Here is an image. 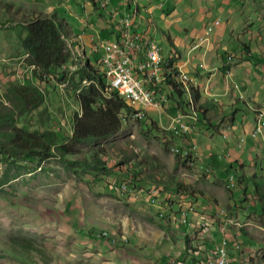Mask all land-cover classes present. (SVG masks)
Listing matches in <instances>:
<instances>
[{"label":"rangeland","instance_id":"rangeland-1","mask_svg":"<svg viewBox=\"0 0 264 264\" xmlns=\"http://www.w3.org/2000/svg\"><path fill=\"white\" fill-rule=\"evenodd\" d=\"M75 1L40 0L36 5V0H0V264H26L4 255L2 250L24 254L30 264H172L174 259L182 260L179 253L186 247V240L179 231L183 228L168 229L159 222L163 217L161 207L171 206L166 203L169 199L177 201L180 209L190 205L200 210L201 204H192L179 193V186L204 197L232 220L227 223L226 233L241 236L238 242L245 264H264V148L250 155L248 130L247 140L239 141L241 158L232 163V168L229 154H225L227 143L237 140L242 125L248 126L246 118L251 111L245 104L240 103L234 114L224 113L228 122L234 117L232 124L238 130H231L225 126L223 113L213 98L203 96L201 90L203 104H210V122L199 129L191 124L187 135L190 130L176 132L175 115L169 106L176 105L183 112L190 110L192 117L202 109L191 103L187 92L177 104L178 93L167 88L174 99L163 104L161 110L149 107L143 118L135 114L136 110H124L120 133L91 139L70 153H60L59 146H67L73 135L74 115L80 111L76 90L95 84L80 80L84 66L91 62L106 74L101 64L103 53H92V45L86 42L88 57L83 56L80 38L72 33L86 38L94 33L77 16L84 15V11ZM137 2L149 12L136 15L132 10L139 32L156 40L166 58L181 63L201 37L213 41L219 37L218 31L224 30L225 46L220 54L231 56L232 74L247 68L252 77L258 78L253 77L252 82H261L264 87V0ZM48 7L56 12L47 13ZM44 14L65 19L72 29L65 39L71 56L56 70L58 78L53 71L33 65L22 45L25 23ZM218 19L221 25L207 34V28ZM243 50L252 53L250 57L241 58ZM206 72L212 74L211 70ZM41 74V81L33 82ZM173 78L181 85L178 75ZM192 80L191 84H196ZM259 89L262 103L264 88ZM109 94L106 87L101 89L103 99L110 98ZM35 98H40L37 105ZM259 109L264 111V104L253 107L254 113ZM24 138L40 140L56 154L30 160L8 150L13 140ZM102 165L108 172L102 170ZM128 174L136 176L137 187L126 189L120 185L129 184ZM215 235L216 244L221 243L224 234ZM202 236L195 231L188 245L205 248ZM213 244H208L210 249ZM188 250L189 260L203 256L192 248ZM230 260L231 264H242L233 256Z\"/></svg>","mask_w":264,"mask_h":264},{"label":"crops","instance_id":"crops-1","mask_svg":"<svg viewBox=\"0 0 264 264\" xmlns=\"http://www.w3.org/2000/svg\"><path fill=\"white\" fill-rule=\"evenodd\" d=\"M38 1H40V0H36V2H35L36 5L39 4ZM70 1H72V0H70ZM74 3L80 9V11L81 10L84 11V15H82V14L77 15V16H79L80 21L84 25H87L89 29L94 31V33L91 34V38H86V36L83 34L74 33L68 25V28L72 31L73 35H76L77 37L80 38L79 43L81 46L80 47L81 52H82L83 56H86V57H88L86 54V50H85L86 49V46H85L86 42H88L92 45V47H91L92 53H98V52L101 53V51L98 48V46L101 42H104L105 40L114 41L117 39L118 27H117V18L113 14L114 10L119 11L121 14H124V13L132 14L133 9H135L136 15L146 13V12L149 13L148 11L141 9L137 0H111L109 5L106 7L100 6L101 0H81V2L78 4L76 1ZM89 5H91L92 7H90ZM66 6L69 8V5H66ZM35 7H37V6H35ZM49 11L56 12V10L53 7H48L46 12L49 13ZM67 24H68V22H67ZM220 25H221V22H220ZM133 29L135 31H138V32L141 31L140 28L138 27V23H137V21H135V19H133ZM183 30L186 32L185 28ZM209 32H211V31H208V28H207V34ZM139 33L141 34V32H139ZM189 33L191 34L190 30H189ZM218 33H219L218 34L219 37L214 39L215 41L214 40L209 41V39H208V41H206L207 38L204 37L205 42L200 41V46L198 48H196V49L194 48V46L197 44H195L193 47L191 46L187 50L186 58L181 63L173 62L170 57L166 58L165 55H162V58L164 61V65L168 70V74L171 75L173 71L177 70L178 76L182 73H185L190 78V81L188 84L183 83L184 91L188 93L191 103H193V104H194V102L197 103V105H199V107H201L202 111H200V113L195 112L196 117H194V116L192 117V116H190V114H191L190 110H184V112H183V110L178 109L176 107V105L174 106L173 104H171V106H169L170 113L175 115V116H173L174 118L177 115H180L182 112V114H181V116H183L182 122L184 124L188 125L189 127L191 124L195 123V125H198V127H196V128L199 129V128H201V126L206 125L210 122V120L208 118V114H210L208 107L210 106V104H207V103L203 104V102H202L203 96H209L210 95V97L213 98V100L215 101V103L218 105V107L221 109V111L223 113L222 116L225 119V121H223L224 124H226L225 126H229L231 128V130L232 129L238 130V129H236L237 127L232 124L234 121V117L231 119L230 122H228V119L226 120V118H225V114H224L225 112H231L234 114L235 112H237V110H239L240 103L245 104V106L251 111L249 118H246V120L247 119L249 120L248 126L242 125V127H241V131L243 130L242 132H244V134L240 135V134H242L240 131L239 134H237L238 135L236 137L237 140H235V141L230 140L229 143H227V145H226V151H225L226 153L225 154H227V153L229 154L228 155L229 158H227V159H230V165H231L233 162L237 163V161L240 160V158H241L240 156L242 154L239 151L241 144L239 143V141L241 138H245V136L247 135V134L245 135V133H247L248 130H251V132H250L251 138H250V142H249L250 148L248 149V152L250 153V155H254V153L257 151L258 148H264V133L261 135V137L260 136L254 137L252 135L253 129L255 127V114H256V112L254 113V111H253V107H256V106L261 107L264 104V102L261 103V98H260L259 91H258V90H260L259 88H264V87H263V84L261 82H257L258 84H255L252 82L253 77L255 79H258V78H256L254 75L252 77V75H250L249 72H247V68L244 71H241V70L237 71V73L235 75L232 74V66L233 65H229V62H230L228 60L229 56H226V58H225V56L223 54H220V50H224L223 48L225 46V43L223 42L224 41L223 39L225 38V31L219 30ZM186 34H188V33L186 32ZM103 35L106 36L107 39L104 40ZM142 37L144 39H146V37H144L143 35H142ZM146 40H154V39L147 38ZM240 48H242L241 45H240ZM240 52L243 53L242 56H240L241 58H248V57H250V54H252V53H245L244 50L240 51ZM252 60L255 61L257 59L254 58ZM257 63H259V61H257ZM202 64H204L205 67H203ZM207 66H208V68H207ZM207 70H211L212 74L207 75V72H206ZM188 72H191V73L189 74ZM220 74H221V76H220ZM258 77H259V75H258ZM192 79L195 80L196 84H194V85L191 84V82L193 81ZM190 85H192V86H190ZM256 85L258 86L257 88L253 87ZM189 86H190V89H189ZM201 90L203 91V96H202ZM166 91L167 90H164L163 94L167 95ZM159 110H161V109H159ZM187 113H189V114H187ZM202 115L204 117L203 120L201 119ZM173 117L171 116L170 122H172ZM189 130H190V128H189ZM186 133H187V131H186ZM190 133H191V130L188 131L187 135ZM191 136L192 135H190V137ZM193 140H195V138H193ZM230 184L232 185V184H234V182H231ZM199 209H200L199 211L192 210L190 212V214H192L190 219L198 220V221H196L197 226L193 225L194 226L193 233L195 231H197L200 234V229H201V227L199 226L200 221L204 220L208 224L209 228L211 227L213 222H217L218 225H216L215 228L211 229L212 230L211 234H209V233L204 234L203 239L205 237H207L208 239L213 240V242H215V244H216L217 240H215V237H216L215 234H217L218 232H222V234H224V236L225 235L229 236V234L226 233L227 227H229V225H226L225 229L223 227L224 222H226V219H228L226 217V214H223L221 220H215L212 217L213 216L212 212L210 210L206 209L205 207H203V205H202V207H199ZM217 211H219V210H217ZM198 212H199V217H196ZM228 221L232 222V220H230V219H228ZM221 223H223V224H221ZM236 235L237 236H233V235L229 236V239L231 240V242L232 243L234 242L233 244L238 243V239L241 237L238 233ZM180 236L185 238L184 234H182ZM211 236H212V238H211ZM204 243L207 245L210 244L209 241L204 242ZM218 244H220V243H218ZM230 252H232L231 256H233V259H235L236 261L239 260L238 263L245 264V262L242 259L246 260V257L242 253L241 250L235 251L234 249H231ZM188 254H190V253H187V255H186V253L180 252L179 253L180 256L179 255L178 256L181 257L182 260L185 259V256H186L185 260H188L189 259ZM202 257L204 258L205 256L201 255L199 258H202ZM251 259L252 258H249V260H251Z\"/></svg>","mask_w":264,"mask_h":264},{"label":"trees","instance_id":"trees-1","mask_svg":"<svg viewBox=\"0 0 264 264\" xmlns=\"http://www.w3.org/2000/svg\"><path fill=\"white\" fill-rule=\"evenodd\" d=\"M24 30L25 35L22 38V45L28 53L31 63L43 70L53 71L52 74L58 78L59 74L56 73V70L65 64L71 56V52L65 43V39L69 38V28L67 22L55 14H44V16L40 17L34 16L30 21L26 22ZM165 69V77L167 78L168 83L166 86H164V90L169 88L171 91L178 93L180 98L177 100V104H179L182 102V95L185 92L184 85L182 82L181 85H179L173 78L174 74L178 75L177 70L173 71L172 74L169 75L167 73L168 70L166 67ZM42 75L43 74L35 76L36 80L33 79V82L38 84L41 81ZM60 75L63 76V74ZM105 77L106 74H102L100 71L96 70L92 66L91 62H87L84 66L80 80L94 81L95 84H90L85 90L77 89L75 92V98L80 105V111L74 115L73 135L69 143L67 146L62 145L58 148L61 154L70 153L72 148L77 145L84 144L91 139L109 138L120 133L123 127L121 113L124 110L128 112H133L135 110V108H133V106L129 104L126 99L120 97L117 93H115V91H110V98L108 99H103L101 97V89H105L106 87ZM26 96L27 95L24 97ZM166 96L168 100H171V98L174 99L173 94L167 93ZM39 102L40 98L34 99L35 105H37ZM8 150L17 155H24L30 160L37 159L39 155L48 157L50 155L56 154V152L52 150L50 146L45 145L43 142L37 139L24 138L20 140H13ZM230 166L232 168V164ZM101 168L104 172H108V168L105 165H102ZM128 175L130 177V179H128L130 187H137L138 183L136 182V176L133 174ZM178 191L180 194H183L188 200H190L192 204H201L200 207L203 205V207L212 212V215L218 210L215 209V206L212 207L210 204H208L204 197L196 196L194 192L188 188H181L179 186ZM167 199H169V197ZM166 203H170L171 206L165 207V215L159 220L160 224L168 229L171 227L178 229L183 228L179 232L185 235L186 247L184 248L183 252L186 253V255L189 253V248H192L194 252L199 251L201 254H207V244H204L205 248H199L196 245H188L189 241H191V235L195 234V232L193 233L194 226L192 225L197 226V222L194 219H191L192 225H179L177 219H172L173 214L176 215L181 210L178 202L169 199L166 201ZM216 225H218V223L213 222L211 226L212 228H215ZM201 230L202 228L200 231ZM202 231L200 234H206ZM203 240L208 241L206 238ZM32 250L38 252L40 256L43 255L40 254V250ZM2 252L4 255L15 257L22 263L30 264L28 261L29 258L24 254H15L12 251V253H10L8 251L6 252V250H2ZM185 259L179 261L174 259L172 260V264H180Z\"/></svg>","mask_w":264,"mask_h":264},{"label":"built area","instance_id":"built-area-1","mask_svg":"<svg viewBox=\"0 0 264 264\" xmlns=\"http://www.w3.org/2000/svg\"><path fill=\"white\" fill-rule=\"evenodd\" d=\"M111 0H101L100 6L106 7L109 5ZM114 16L117 18L118 36L114 41H107V46L101 50V53H106L105 63H101L107 73L110 76V86L115 87V93L120 97L126 99L129 104L133 106L136 110V115H146L149 107L160 109L163 107L168 100L167 96L163 94L164 88L160 86V93H151L150 85L151 82L148 81V74H158V56L163 55V48L157 41L153 40L154 52L150 56V64L148 72H141L140 64H134V53H140V47H134V33H139L135 31L133 27H127L126 13L121 14L119 11H113ZM220 22L214 20L211 25L210 31L215 27L219 26ZM201 41V38H200ZM200 43L195 47L198 48ZM131 57V65H121V58ZM132 102V103H131ZM176 123V132L178 128H186L189 130V126L182 122V116L178 115L174 118ZM256 122H263V131H256ZM264 132V115H256L255 117V127L253 129L254 136H261ZM121 186L128 189L130 185L126 182H122ZM235 186V184H232ZM156 201L153 199V202ZM166 207V206H165ZM165 207L162 208V214L165 215ZM221 213H214L215 217ZM177 219L178 224L192 225L190 219V213L182 212V214H174V218ZM195 221H198L194 219ZM201 222V228L203 233H212V228L204 227V222ZM193 226V225H192ZM213 243V240H208ZM205 241V242H208ZM205 244V243H204ZM207 254H203V258H192L184 260L181 264H230L231 263V249L239 251L241 245L231 244L229 236L227 238H222L220 244H214L212 249L207 247ZM199 252V251H197ZM201 254V252H199Z\"/></svg>","mask_w":264,"mask_h":264},{"label":"bare ground","instance_id":"bare-ground-1","mask_svg":"<svg viewBox=\"0 0 264 264\" xmlns=\"http://www.w3.org/2000/svg\"><path fill=\"white\" fill-rule=\"evenodd\" d=\"M126 18H127V27H133L132 14L127 13L126 14ZM216 21L220 22L219 19L216 20ZM210 29H211V26L208 27V31H210ZM146 39H144L140 33H134V47H140V49H141L140 53H134V64H140L141 72H148L149 64H150V56L154 52L153 40H146ZM201 41H204V37H201ZM106 46H107V41L106 42L104 41V42H101L98 47H99V49H103ZM195 47H196V45L194 46V48ZM102 56H103L102 61H103V63H105V61H106V53H103ZM230 57H229V59H230ZM158 64H159L158 65V74H148V81H150L151 84H152V85H150V92L151 93H160V86H159L160 82H161V88H164V86H166V84L168 83L167 82V78L165 77V70L166 69H165V65H164V61H163L162 56H158ZM121 65H131V57H123V58H121ZM179 77H180L182 83L188 84L189 81H190L189 76L187 74H185V73L180 74ZM105 78L108 79L107 80L108 82L106 83V89L109 90V91H112V90L115 91V87L114 86H110V76L107 73V71H106V77ZM84 82L87 83V82H92V81H84ZM135 114H136V112H135ZM256 115H264V111L262 109L256 110ZM137 116L139 118H143L146 115H137ZM179 131L182 133V132H186L187 129L186 128H178V132ZM256 131H263V122H256ZM192 210H193V208H191V206L189 205V206H186L184 208H181V210L177 214H182L183 211L186 212V213H190ZM165 211H166V209H165ZM160 213H161V216H163L162 212H160ZM216 213H221V214L217 215L216 217L214 215L213 218L215 220H221V218L223 216V210L221 211V209H220V211H217ZM172 218H174V214H173ZM227 223H228V219H226V222H224V224L221 223V224L224 225L223 226L224 229H225V226L227 225ZM200 225H201V222H200ZM188 226H190V225H188ZM204 227L209 228V226H207L205 222H204ZM227 237L228 236L225 235L223 238H227ZM233 243L231 242V244H233ZM235 244H238V243H235Z\"/></svg>","mask_w":264,"mask_h":264}]
</instances>
